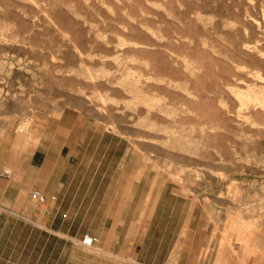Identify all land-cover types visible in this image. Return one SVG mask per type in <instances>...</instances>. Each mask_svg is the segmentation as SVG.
Masks as SVG:
<instances>
[{
	"label": "rangeland",
	"instance_id": "374dc122",
	"mask_svg": "<svg viewBox=\"0 0 264 264\" xmlns=\"http://www.w3.org/2000/svg\"><path fill=\"white\" fill-rule=\"evenodd\" d=\"M57 185L75 227L127 198L129 250L29 264H264V0H0V202Z\"/></svg>",
	"mask_w": 264,
	"mask_h": 264
},
{
	"label": "crops",
	"instance_id": "0c3cea01",
	"mask_svg": "<svg viewBox=\"0 0 264 264\" xmlns=\"http://www.w3.org/2000/svg\"><path fill=\"white\" fill-rule=\"evenodd\" d=\"M50 176V173L45 175L46 179H49ZM80 183L81 182H79L78 185L79 188L74 190L73 199H75L77 192H81ZM66 191L67 190L62 192V189L58 185L55 190L50 192L47 191L46 187H44L43 192L39 191L44 197V202L38 203L35 201L38 205L37 207L33 208L32 204L30 203V207L24 210H21L20 208L17 209L16 204L10 203L8 207H5L0 202V264H29L28 261H30L34 256V250L37 252V260H46L47 262L50 260H56L57 262H63L66 246L61 241L66 240V238H79L80 240L86 234L98 239V244L96 246L99 245V242L104 243L105 240L111 241L108 246H102L100 249L102 251L112 252L116 249L129 250V247L125 246V244H119L116 238V232L118 228H123L124 226L128 228V223L123 224L121 221L123 218H128L129 203L127 198H125L124 201L121 199L120 201H115L108 204L104 203L99 206L91 207V210L94 213V218L98 219L101 223V226L98 228H87V226L81 222H79V225L75 227L73 221L70 222V219L74 220L77 217L81 219L85 216L84 207L82 205L83 201L81 196H77L78 200L75 201L72 215L68 216L66 213H64V211H62V204L65 200ZM30 195V201H32V192ZM2 219H4V226L6 224L9 225L10 221H12L14 229L16 225L20 223L23 225L24 231H26L28 234H33L35 231V234H40L43 236L46 234L53 237V242H50V244H44V242H42L39 246H34L32 244V246H29L27 243H25L21 246V248H17L16 243H14L12 247H8L7 242L2 245ZM110 220L113 221L111 222ZM109 222L110 228L107 230V223ZM139 229L141 231V224L137 226V234L141 233L139 232ZM71 245V251L76 254L78 260L81 259L82 250L89 252L91 250L82 248L79 244L74 246L73 242H71ZM28 246L30 249L27 250ZM136 247L137 246H135L133 250H136ZM26 251H30L31 253H26ZM54 251H56V254ZM89 256L91 258L89 257L88 259L90 260L87 261L93 264H129L127 259H118L114 262L112 258H109L104 254H89ZM131 264L146 263L136 259V261H132Z\"/></svg>",
	"mask_w": 264,
	"mask_h": 264
},
{
	"label": "built area",
	"instance_id": "2783aa9c",
	"mask_svg": "<svg viewBox=\"0 0 264 264\" xmlns=\"http://www.w3.org/2000/svg\"><path fill=\"white\" fill-rule=\"evenodd\" d=\"M32 198L38 202V203H43L44 202V197L39 191H33L32 192ZM98 244V239L96 237L90 236V235H84L80 240H79V245L82 248L85 249H92Z\"/></svg>",
	"mask_w": 264,
	"mask_h": 264
},
{
	"label": "bare ground",
	"instance_id": "6f19581e",
	"mask_svg": "<svg viewBox=\"0 0 264 264\" xmlns=\"http://www.w3.org/2000/svg\"><path fill=\"white\" fill-rule=\"evenodd\" d=\"M262 12V11H261Z\"/></svg>",
	"mask_w": 264,
	"mask_h": 264
}]
</instances>
